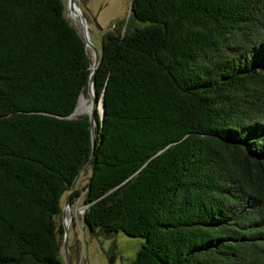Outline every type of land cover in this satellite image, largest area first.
Returning <instances> with one entry per match:
<instances>
[{"label": "trees", "instance_id": "trees-1", "mask_svg": "<svg viewBox=\"0 0 264 264\" xmlns=\"http://www.w3.org/2000/svg\"><path fill=\"white\" fill-rule=\"evenodd\" d=\"M130 1L97 50L84 227L141 238L130 264H264V0ZM91 62L62 0H0V264H61Z\"/></svg>", "mask_w": 264, "mask_h": 264}, {"label": "rangeland", "instance_id": "rangeland-1", "mask_svg": "<svg viewBox=\"0 0 264 264\" xmlns=\"http://www.w3.org/2000/svg\"><path fill=\"white\" fill-rule=\"evenodd\" d=\"M64 4V16L70 24L79 31L80 27L71 11L66 8L67 0H62ZM80 9L87 23V33L90 42L99 50L101 42V33L107 30L114 22L123 20L126 22L129 12L130 0H77ZM89 56L92 55L91 49L85 47ZM82 98L89 104L86 89L82 91ZM87 108L72 114V117L86 115L84 111ZM87 169L79 175V180L75 187L80 191V195L74 199L70 205V221L67 228V246L71 264H130L136 250L140 246L142 239L139 237H130L122 232H117L110 236L94 235L83 225L82 212L85 205L82 203L83 187L86 182ZM64 199V195H63ZM66 218H68L66 210ZM57 222L61 223V213L57 217ZM62 243V234L60 235ZM59 247V258L61 264H66L62 247Z\"/></svg>", "mask_w": 264, "mask_h": 264}, {"label": "water", "instance_id": "water-1", "mask_svg": "<svg viewBox=\"0 0 264 264\" xmlns=\"http://www.w3.org/2000/svg\"><path fill=\"white\" fill-rule=\"evenodd\" d=\"M130 5H131V1L129 4V7H130ZM66 8L69 11H73L75 13L79 27H80V31L75 26H73L72 24L71 25L73 26L74 30L79 35V37L81 38L84 46L89 47L91 49V52H92L91 71L89 73L87 84H86V93H87L88 99H89V109L84 111V113L87 115L88 122H89V129H90V141H91L90 156L87 159V161L83 164L81 169L77 172L75 177L73 178V180H72V182H71V184H70V186L66 192V195H65L64 201H63V205L61 208V225H62L61 247H62L65 263L71 264L69 252H68V246H67V228H68L67 221L70 220L69 197H70L71 191L75 187V184H76V181H77L79 175L84 170H86L89 166L90 157L93 153V147H94V139H93L94 131H93V129H94V126L96 125V122H97L96 117H98V122L101 123L102 116L104 114L105 106H104V98H103V89H102L100 95L98 96L96 91L94 90V86H93V75L95 73L97 63H98V52H97V49L94 47V45L89 40L88 33H87L86 20L84 18V15H83L81 9H80L79 4L77 3V0H67ZM65 19L67 20V17H65ZM81 92H79V94L76 98L74 108L78 102V99H79ZM99 107H100V109H99ZM74 108H73V110H74ZM73 110L71 111L70 114H68L64 117L65 118H71ZM66 210H67V215H68L67 219L68 220L65 217Z\"/></svg>", "mask_w": 264, "mask_h": 264}, {"label": "bare ground", "instance_id": "bare-ground-1", "mask_svg": "<svg viewBox=\"0 0 264 264\" xmlns=\"http://www.w3.org/2000/svg\"><path fill=\"white\" fill-rule=\"evenodd\" d=\"M71 15L74 17L75 16V13L73 12V11H71ZM84 100V99H83ZM82 100V98L80 99V96H79V99H78V102H77V104H76V106H75V108H74V110H73V113L72 114H74V111H75V109L77 108V111H80V110H83V109H85V108H87L88 107V105L89 104H87L85 101H83ZM99 109H100V107H99ZM65 217H66V212H65ZM67 219V218H66ZM68 220V219H67ZM70 221V220H69ZM69 221H67V225H68V222Z\"/></svg>", "mask_w": 264, "mask_h": 264}]
</instances>
